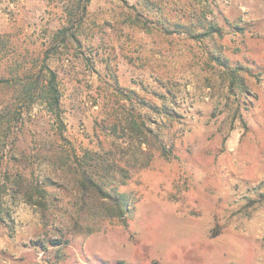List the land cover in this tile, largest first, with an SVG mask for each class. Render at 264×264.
Returning <instances> with one entry per match:
<instances>
[{"label":"rangeland","instance_id":"obj_1","mask_svg":"<svg viewBox=\"0 0 264 264\" xmlns=\"http://www.w3.org/2000/svg\"><path fill=\"white\" fill-rule=\"evenodd\" d=\"M120 259L264 264V0H0V264Z\"/></svg>","mask_w":264,"mask_h":264},{"label":"trees","instance_id":"obj_2","mask_svg":"<svg viewBox=\"0 0 264 264\" xmlns=\"http://www.w3.org/2000/svg\"><path fill=\"white\" fill-rule=\"evenodd\" d=\"M49 78L46 84L47 93V104L52 111H55L57 118L61 120V90L58 85L57 74L49 69ZM146 125L137 126V130L141 134H145L143 128ZM135 127V126H134ZM91 168L85 165H81L82 170L78 176V183L82 189L83 195H88L89 197H94L99 203L100 210L104 213L106 217L109 218H119L126 222V216L131 213L132 207L129 204V199L127 195L119 190V185L124 184V182L119 181L112 184L108 177L102 178L99 174L105 166L98 168L96 164H93ZM36 194L40 197L38 203L44 210H46L45 203V190H36ZM86 197V196H85ZM44 199V200H42ZM117 264H137L129 262L124 259H120Z\"/></svg>","mask_w":264,"mask_h":264}]
</instances>
